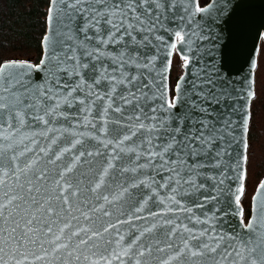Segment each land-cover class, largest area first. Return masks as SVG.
Instances as JSON below:
<instances>
[{
    "label": "snow or ice",
    "instance_id": "1",
    "mask_svg": "<svg viewBox=\"0 0 264 264\" xmlns=\"http://www.w3.org/2000/svg\"><path fill=\"white\" fill-rule=\"evenodd\" d=\"M235 7L47 0L38 60L0 44V264H264V64L201 55Z\"/></svg>",
    "mask_w": 264,
    "mask_h": 264
},
{
    "label": "trees",
    "instance_id": "2",
    "mask_svg": "<svg viewBox=\"0 0 264 264\" xmlns=\"http://www.w3.org/2000/svg\"><path fill=\"white\" fill-rule=\"evenodd\" d=\"M208 0H200L204 5ZM47 0H0V44L4 45L5 57L39 59L38 43L43 31L44 13ZM259 59L264 64V41L259 43ZM179 73L177 61L173 69V79ZM257 91H260L261 76L257 75ZM256 112V146L250 174L248 176V194L251 195L256 183L264 175V159L261 157L260 119L261 103L255 102Z\"/></svg>",
    "mask_w": 264,
    "mask_h": 264
},
{
    "label": "water",
    "instance_id": "3",
    "mask_svg": "<svg viewBox=\"0 0 264 264\" xmlns=\"http://www.w3.org/2000/svg\"><path fill=\"white\" fill-rule=\"evenodd\" d=\"M236 5L229 16L217 21L214 45L201 49L205 59H214L218 69L226 74L239 73L241 77L248 71V61L260 41L257 37L264 34V0H233ZM208 17L204 18L207 21ZM210 41H203L209 45ZM261 179H264V175Z\"/></svg>",
    "mask_w": 264,
    "mask_h": 264
}]
</instances>
